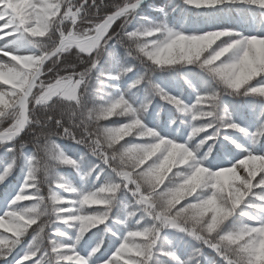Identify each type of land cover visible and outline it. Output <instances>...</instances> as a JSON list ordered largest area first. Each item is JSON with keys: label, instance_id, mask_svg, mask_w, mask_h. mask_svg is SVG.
<instances>
[{"label": "snow or ice", "instance_id": "1", "mask_svg": "<svg viewBox=\"0 0 264 264\" xmlns=\"http://www.w3.org/2000/svg\"><path fill=\"white\" fill-rule=\"evenodd\" d=\"M221 2L222 0H185L186 4L195 7L217 5ZM250 2L264 7V0ZM142 3L143 0H131L130 3L117 4L114 10L108 9L101 15L103 4H98L97 0H0V42H3L0 43V81L11 86L10 89L0 90V124L5 119L10 122L7 128L0 131V144L14 141L23 133L31 132L33 113H38L42 105H54L62 100L68 103L78 102L80 91L100 62L102 50L111 46L112 41L121 44L125 38L132 40L142 35L140 29L129 31L127 24ZM86 15L87 19H83ZM121 18L124 23L119 25L120 31H110L113 24ZM82 23L87 26L82 27ZM38 25L43 27L46 33L54 35V46L43 52H21V41L29 43L46 38L32 36V29ZM153 28L157 31L155 36L150 37L152 39L159 36L161 31L166 32L169 37L180 36L179 32L165 23ZM150 30L152 29H144ZM206 32L218 36V47L233 45L235 41L232 51L239 47L240 41L248 37L228 28ZM203 33L187 35L199 37ZM11 44L17 47H11ZM73 50L80 58L82 67L79 71L76 63L65 62ZM139 55L150 64L156 59L155 52H146L144 49L139 50ZM245 55V52H240L238 60L242 61ZM18 56H33L39 59L31 68L24 70L16 59ZM222 58L224 57L216 61V64H222L225 60ZM201 67L211 74L223 75L222 68L210 67L207 62L201 64ZM130 71L131 67H121L119 73L104 75L106 78L117 79ZM61 72L72 77L75 87L70 93L61 94L60 89L64 85ZM260 77H264V74L256 78ZM144 80H148L147 76L140 75L129 87L140 85ZM156 90L163 101L170 102L180 111H186L180 107L183 102L180 98L167 93L159 86H156ZM217 96L218 94L212 91L198 95L195 100L197 104L205 106L204 111L199 113L205 117L204 123L214 119L212 111ZM126 103L131 105L128 111L135 114L133 104L126 99L124 93H120L105 100L106 107L98 114L97 119L103 116L112 117V109ZM183 104L188 105L184 102ZM46 116L48 127L55 130L54 135L47 136L43 142L39 137H35V149L27 156L22 150L23 145L18 150L13 144L7 149L14 153L11 161L0 168V184H5L16 167L18 157L26 160V170L19 187L15 188V194L8 201L6 208L0 211V229L6 230L0 232V261L4 264H149L154 254L169 256L176 264H189V260L201 255L203 247L213 250L224 264H264V256L260 251L264 237L259 235V229L264 227V170L257 169L255 175L243 170L245 174L240 175L239 170L242 167L238 163L245 156L264 157V153L254 154L252 150L245 149L241 158L234 163L205 173L200 171V167H208L204 166L202 159L188 154L189 147H186L185 143L165 137L157 130H152V127L147 126L140 137L132 134L134 138H141L139 142L126 141L119 144V141L129 136L125 134L121 137L119 127L105 125L100 127L99 132L87 128H69L63 120L57 118L55 111ZM130 119L123 124L131 127ZM238 128L244 131L228 118L222 130ZM261 131L264 129L252 135L254 142ZM57 137L71 139L74 144L84 146L98 159L99 164L84 171L82 179L95 176L96 180H99L100 173L96 172V169L100 165L104 166L101 171L110 170L111 178L98 186L94 184L91 190L84 191L70 181L52 174L45 182V195L41 189V172L47 175L50 168L55 169L59 165L72 166L80 171L78 161L65 152L57 142ZM141 146H144L143 150L138 151ZM236 146L241 147L239 144ZM41 152L46 157L42 166ZM234 164L236 168L233 172H218V169L232 168ZM174 168L176 171L173 172ZM169 173L172 175L169 176ZM240 183L247 188L244 203L240 207H252L255 210L254 213L245 215L252 223H247L251 236L243 242L239 233L230 231V219L221 222L220 217L213 219L211 215V209L223 201L234 200L235 190ZM117 192L129 193L137 205L135 211L127 212V218L134 217L137 213L139 217L130 228L127 227V218L120 221L125 224L126 232L119 237L112 233L117 240L110 256L105 254L107 249L103 237L96 238L94 246L86 250L85 254H81L76 248V243H79L85 233L92 229L99 231V225L112 220L113 201ZM101 193L109 194V198H103ZM181 201H184V204L177 207ZM42 204L52 205L54 218L49 222L39 214ZM91 205L100 207H88ZM68 216H76L79 220V232L75 236V242L71 239H58L67 237L68 234L52 227L56 223L64 222V218ZM181 219L192 221V229H185L180 223ZM201 225L203 232L196 230ZM168 227L187 232L200 242L201 247L194 249L187 260H181L172 250L160 249L158 240L161 228ZM28 237L30 240H27V247L22 250L23 254H20L17 249ZM94 237L96 232H91L89 241ZM233 250L235 254H229ZM97 254H100V258L94 259Z\"/></svg>", "mask_w": 264, "mask_h": 264}, {"label": "trees", "instance_id": "2", "mask_svg": "<svg viewBox=\"0 0 264 264\" xmlns=\"http://www.w3.org/2000/svg\"><path fill=\"white\" fill-rule=\"evenodd\" d=\"M122 2L123 0H103L101 15H103L108 9L114 10V6L121 4ZM97 3H101V0H97ZM94 11L95 10L93 9V12ZM130 21L131 22L128 24L129 31L137 29L142 30L144 28L165 23L174 31L183 32L185 34H199L215 29L228 28L234 30L235 33L242 34L244 36H264V7L253 4L250 0H222V2L217 5L200 7L188 5L185 3V0H147L139 6L135 14L130 18ZM122 23H124V20L121 18L114 23L110 31H120L119 25ZM86 26L87 25H85V27ZM110 45L111 46L107 47L100 56V62L92 73V76L97 78V81H100V83H98L96 95L98 97H102L103 100H109L116 97L120 93H124L126 99H128L130 103L133 101L132 99H134V96L137 99L142 97V101L146 98L151 99L152 103L149 107L148 113L146 114V120H144L145 124L157 130L161 135L164 134V136L169 138L173 135V129H175L180 137V140H187L191 127V124L189 123L190 114L183 113L175 105H172L170 102L163 101L159 95H153L151 89L146 88L145 86V83L149 82L148 80H144L140 85L134 87H129V85L134 81L133 79L136 74L146 76L150 74L152 83L159 85L167 93L174 95L180 98L184 103L191 105L196 100V98L195 100H192V90L194 87L196 86L202 91L201 95L218 90L220 87L217 83L218 77L209 73L205 68H201L198 64L168 65L157 68L154 72L149 73L147 65L145 63H141L135 57L127 55V50L123 45L117 44L115 41L110 42ZM232 55L233 53L230 52L222 59L226 60L227 57ZM65 62L76 63L77 70H81L82 66L79 63L78 58L75 56V50H73L71 55L67 56ZM121 65H124V67H131L132 71L120 75L117 79L105 77L104 73H119V67ZM44 79H48V77H44ZM195 82L197 83L196 85ZM258 83H264V77L256 78L251 82L253 86ZM180 92H182L187 99L184 100V98L178 96ZM244 99L247 100L244 101ZM256 103L258 105H263L262 113L260 115L258 114V111L251 109V107L258 109V105ZM220 107L224 116L226 118H230L238 125L239 123L236 119L246 121L250 125L255 123V126L257 125L258 127L254 130L253 134L261 129H264V97L254 93H249L247 95L225 94L222 98ZM169 111L174 112L175 117L173 127L171 128L167 127V122L170 119L168 114ZM156 112H158L157 116L155 114ZM239 116L242 119H240ZM126 122H128L127 117L113 115L112 117H108L106 120L102 121L101 126L106 125L108 127H119L121 124ZM157 127H159V129ZM253 134H250V132H247L245 129L244 131H240L239 128L222 130L221 135L216 139V143L213 145L212 153L205 158L211 166L209 169L218 168L219 164H222L219 160L226 162L230 156L235 159L239 156L241 157L244 150H249L250 147L256 148L257 151L262 150L264 148V131H261L260 136L255 142L252 138ZM56 139L68 155L71 153L74 159L75 157L73 155H78L86 165L87 169L91 168L93 165L99 164L98 159L86 148H84V146L74 144V142L67 137H57ZM140 139L141 138H134L132 135H129L119 141V144L126 141L139 142ZM184 143L188 146L187 142ZM208 143L211 144L212 141H209ZM13 144L16 145L18 150L21 145H23V149L27 148L26 151L22 149L25 156L30 155V153L32 154L35 149L33 133L25 132L15 142L0 145V168H3L11 161L14 153L7 151V149L12 147ZM237 144L241 145V147L237 148ZM40 157L42 166L46 157L43 152L40 153ZM216 165L218 167H215ZM26 166V160L23 157H18L16 167L12 174L8 177L5 184H0V207L3 205L7 196L15 193V188L19 187L23 179ZM78 166L80 167L79 161ZM80 171L78 172L77 169L72 166L59 165L53 169V174L57 177L63 178L65 181H70L74 186H76L77 184H75L72 178H79ZM105 172L109 174L108 170H105ZM70 174L72 178L70 177ZM171 175L172 173H169V176ZM89 179H91V177H89ZM41 180L42 192L47 195V183L43 182L42 172ZM76 187L78 188V186ZM60 191L63 192V190ZM180 203L184 204V201H181ZM88 207L95 208L100 206L91 205ZM245 208L249 211V213H254L255 211L251 207ZM132 211H135V208H132ZM137 214L136 216L130 218V227L137 219ZM237 215L242 216V218L245 219L244 223H252L248 217L241 215L239 211H237ZM120 216L121 214H118V216L112 217L110 222L99 225V231H97V229H92L89 233H85V236L80 240L81 245L77 248L81 254H85L86 250H90L91 245L94 243L96 238L103 237L106 241L105 248L107 249L105 254L110 256L114 250L117 237L126 232L124 224L120 223ZM60 226L66 231L75 233L76 235L78 234V230L76 228H71L64 222L54 224L53 228L60 229ZM106 229H111V231L109 232ZM0 231L5 232L6 230L0 229ZM91 232H96V237H94L92 241H89L88 237ZM113 232L117 234V237L112 236ZM6 234L11 235V233ZM174 235L176 237L179 236L178 232ZM68 239H70L69 235L64 238V240ZM27 240H30V237H28L17 249L20 254H23L22 250L27 247ZM158 247L160 249L174 251L176 256H178L181 260H187L188 257L192 255V253L188 252V250L183 252L179 247L168 244L167 238H165L162 242H159ZM179 251L181 252L179 253ZM205 256H211L212 261H215V264H224L222 260L217 258V254H206L202 252L200 256L189 260V264H196L197 261L199 264H206ZM159 257L161 258V261L157 264H176V261L169 256L159 255ZM99 258L100 254H97V256L94 257V259ZM9 259L11 260L12 258L10 257ZM0 264H4V262L0 261ZM65 264H67V262H65Z\"/></svg>", "mask_w": 264, "mask_h": 264}, {"label": "clouds", "instance_id": "3", "mask_svg": "<svg viewBox=\"0 0 264 264\" xmlns=\"http://www.w3.org/2000/svg\"><path fill=\"white\" fill-rule=\"evenodd\" d=\"M101 2L103 4V0H101ZM130 2L131 0H123L121 4ZM83 19H87V15L83 17ZM130 22L131 21L128 20L127 24ZM82 27H85L83 23ZM54 28L55 25H53V29ZM144 29L152 30L144 31ZM144 29L141 30L142 35L139 38L132 40L125 38L121 45L126 48L127 55L135 57L141 63H145L149 69V73L154 72L157 68L168 65L198 64L201 67V64L206 62L210 67H220L223 69L222 76L213 74L215 77H218L217 83L220 87L218 90H214L218 96L212 111L214 117L212 121L204 123L203 120L205 117L199 115L200 112L204 111V105L197 104L196 101L191 105H184L183 102H181L180 105L181 108L186 109V111L181 112L190 114L189 123L191 124V128L188 134V140L193 141L194 150L188 148V154L190 156H197V154L200 153L202 155L201 159L204 161V158H207V156L212 153L213 145L216 143V139L221 135V131L225 127L228 119L224 116L220 107L223 95H247L248 93H254L264 97V83H258L255 86L251 84L256 77L264 74V37L250 35L247 39L240 41L239 47H237L235 51H232L235 46V41L233 45L218 47L220 40L214 33L205 32L197 37L188 36L183 32H179L180 36L174 38L169 37L166 32L161 31L159 36L152 39L150 37L155 36L157 29L153 27ZM32 36L46 37L28 43L37 52L49 50L54 46V35L46 33L44 28L39 25L32 29ZM140 49H144L146 52H155L156 59L153 60L152 64H148L144 57L139 55ZM105 50L106 49L102 50L101 55ZM230 52L233 53L232 56L227 57L222 64H216V61L220 60L221 57H226V54ZM240 52L246 53L242 61L238 60ZM75 56L78 60L80 59L78 53H75ZM16 59L20 61L23 69L27 70L31 68L39 58L33 56H18ZM153 65H155V67H153ZM60 74L64 77V85L60 89L61 94L70 93L75 87L72 83L71 75L65 74L64 72ZM147 79L149 84H151L152 94L160 96V93L156 90V86L159 85L152 83L150 74L147 76ZM97 87V78L90 75L88 81L79 93L78 102L68 103L62 100L54 105H42L38 113H33L34 119L30 126V133H34L33 138L39 137L40 141L43 142L47 136L54 135L55 130L48 127L49 121L46 116V114H51L53 111L56 112L57 118L63 120L65 126L69 128H87L99 132L102 121L106 120L108 117L103 116L97 119L98 114L106 107L105 100L96 95ZM151 103L152 100L146 98L143 102L134 107L135 114L128 111L131 105L127 103L119 108L112 109V115L127 117V119L131 118V127L125 124L119 126L121 137L125 134H135L137 137L142 136L147 128L144 117L148 113ZM212 129H214V131ZM157 134L159 133L157 132ZM209 141H212V143L209 144ZM143 147L144 146H141L138 151H142ZM49 163H51V161H49ZM238 163L243 170L250 172L252 175L256 174L257 169L264 170V157L245 156L238 161ZM235 168L236 165L234 164L232 168L218 169V172L230 173L233 172ZM200 171L207 173L210 169L201 166ZM52 174L53 169L50 168L47 175L43 174V181L46 182L50 179ZM241 189H243V191H241ZM246 194V186L243 183L238 184L235 190L234 200H225L211 209L212 218L215 219L220 217L221 222H223L232 218L238 210L241 215L245 216L248 214L249 211L246 210V208L240 207V205L244 203ZM100 195L105 199L109 198V194L107 193H101ZM252 209L254 210V208ZM39 214L46 222L51 221L54 218L52 205L42 204L39 209ZM64 223L68 224L71 228H76L79 232V220L76 216L65 217ZM180 223L188 230L193 227L192 221L187 219H181ZM229 228L230 231L240 234L241 242H243L245 238H250L251 236L247 223L242 221L229 225ZM162 229L163 228H161V231ZM196 230L203 232V225L198 226ZM161 231L159 239L161 237ZM259 235L264 237V227L259 229ZM260 251L261 255L264 256V240L261 241ZM229 254L234 255V250ZM196 264H199V262H196ZM209 264H215V261H209Z\"/></svg>", "mask_w": 264, "mask_h": 264}, {"label": "rangeland", "instance_id": "4", "mask_svg": "<svg viewBox=\"0 0 264 264\" xmlns=\"http://www.w3.org/2000/svg\"><path fill=\"white\" fill-rule=\"evenodd\" d=\"M2 23V22H0ZM0 43H3V42H0ZM21 43L23 44V47L20 48L19 50L21 52H25V51H32L34 50L28 43L27 41H21ZM11 47H17V45L15 44H11L10 45ZM121 67H124V65H121L119 67V72H120V69ZM140 76V74H136L134 76V79L135 80L136 78H138ZM194 84V83H193ZM197 83L195 82V85ZM145 86L146 88H150L151 89V84L148 83H145ZM4 88H8L10 89L11 86L10 85H4L2 81H0V90H3ZM195 92V95L193 96L194 99L192 100H195L196 96L202 94V91H200V89L198 87L195 86V89L193 90V93ZM180 94V95H179ZM178 94V96H181L182 98L184 99H187L182 92H180ZM224 96V95H223ZM142 98V97H141ZM140 99H137L135 98L134 96V99H132L133 101L131 103L134 104V106L136 107L139 103L143 102L142 100ZM223 98V97H222ZM7 99V98H6ZM137 100V101H136ZM247 100V99H244V101ZM257 104V103H256ZM258 105V104H257ZM252 110H256L258 111V114L260 115L262 113V109H263V105H258V109H254V107H251ZM156 116L158 114V112L155 113ZM169 117H170V120L168 122V126L171 127L173 122L175 121V117H174V113L172 111H169ZM240 117V116H239ZM146 116L144 117V120ZM240 119H242L240 117ZM244 120V119H243ZM241 122V125L242 126H246V127H250L249 123H247L246 121H242L240 120ZM8 123H10L8 121V119H5L4 122L2 124H0V131H2L4 128H7L8 127ZM252 126V125H251ZM255 126V123L253 124V127ZM258 126L256 125L254 128V130H256ZM191 128V127H190ZM253 130V132H254ZM164 136V135H163ZM170 138H174L176 141L178 142H187L188 146L185 145L186 147H189L190 150H194L193 149V143L192 141H189L188 138L187 140L186 139H181L180 140V137L178 134H173V136H171ZM132 142H138V141H132ZM125 142L123 143H120V144H124ZM186 144V143H185ZM24 151L27 150V148H24L23 149ZM249 150H252L254 152V154H259V153H264V148L262 150H259L257 151L256 148H252L250 147ZM31 154V153H30ZM71 155V153H69ZM72 156V155H71ZM75 157L76 160L79 161L80 163V167L79 169H81L80 171V174H79V178L77 177H74L72 178L71 177V174H70V177L72 178V180L75 182V184H77L76 186H78L79 189L81 190H84V191H88V190H91L93 187H94V184L95 185H100L102 183H104L106 180H108L109 178H111L112 174L109 171V174L107 172H105V170L101 171V169L104 168L103 165H100L99 168L96 169V172L100 173V179L99 180H96L95 176H92L91 179L87 178V179H82V174L84 171L88 170L86 165L83 163V161L81 160V158L78 156V155H73ZM197 158L201 159L202 158V155L200 153L197 154ZM239 158H241L240 156L237 157L236 159H233V157H228V159L231 161L229 163H224L222 160H219V162H221L222 166L220 167H224V166H228L230 163H234L236 160H238ZM204 166L208 167L210 166L207 162V160H205L204 158ZM182 167V166H181ZM209 168V167H208ZM174 171H176V169H174ZM239 174L240 175H244V171L243 169H240L239 170ZM108 175V176H107ZM12 198V195H8L6 200H4V203L3 205L0 207V211H3L5 208H6V205L8 203V201ZM180 205H182L181 203L177 205V207H180ZM137 205L134 203V200L132 198V196L127 193V192H117L116 194V199L113 201V208H112V217H116L118 216V214H121L120 216V219L121 221L122 220H125L127 218V212L129 210H132V208H135L136 209ZM119 208V209H118ZM239 211V210H238ZM0 215H2V213H0ZM139 217V213L137 214V218ZM244 218H242V216H238L237 213L232 217L230 218V221H229V225L233 224V223H236V222H244ZM125 226V224H124ZM53 227V226H52ZM127 227L130 228V218H127ZM54 229H59V228H54ZM61 229V230H60ZM60 231H64L65 233H67L69 235V238L71 239L72 242H75V236L76 234L75 233H71L69 231H66L64 228H62L60 226ZM125 230H126V226H125ZM170 230H173V231H170ZM176 231V232H175ZM2 232V231H0ZM179 234L178 237H176L174 234L177 233ZM7 235H10V234H7ZM61 238V237H60ZM58 237V239H60ZM64 238L65 237H62L61 240L64 241ZM165 238L169 239V243L168 244H171V245H174L176 247H179L181 249V251L185 252V250H188V252H191L193 254V251L194 249L196 248H200L201 245H200V242L197 241L193 236L189 235L188 233L186 232H183L179 229H175V228H171V227H168V228H164L162 229L161 231V237L160 239L158 240V244L159 242H162ZM190 238V239H188ZM95 243V241H94ZM94 243H92L91 246H94ZM81 245V242L79 241V243H76V248H79V246ZM179 251V253L181 252ZM201 252L202 253H206V254H216L213 250L207 248V247H203L201 249ZM204 255V254H203ZM217 258H219L220 260H222L219 256H217ZM205 260H206V264H209V261H212V257L211 256H205ZM161 261V258L159 257V254H154L152 260H150L149 264H157ZM223 262V260H222ZM224 263V262H223Z\"/></svg>", "mask_w": 264, "mask_h": 264}, {"label": "water", "instance_id": "5", "mask_svg": "<svg viewBox=\"0 0 264 264\" xmlns=\"http://www.w3.org/2000/svg\"><path fill=\"white\" fill-rule=\"evenodd\" d=\"M146 0H143V3L145 2ZM18 138V137H17Z\"/></svg>", "mask_w": 264, "mask_h": 264}]
</instances>
